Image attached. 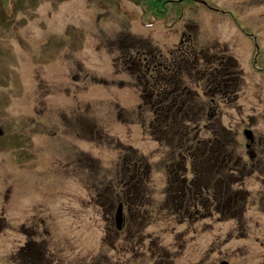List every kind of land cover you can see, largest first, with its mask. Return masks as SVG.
I'll return each mask as SVG.
<instances>
[{
  "label": "rangeland",
  "instance_id": "374dc122",
  "mask_svg": "<svg viewBox=\"0 0 264 264\" xmlns=\"http://www.w3.org/2000/svg\"><path fill=\"white\" fill-rule=\"evenodd\" d=\"M162 1L175 3L158 16L147 7L152 0H0V115L9 137L0 165L11 189L0 264L94 260L125 165L148 168L147 208L156 214L174 210L167 181L178 165L191 164L182 154L214 152L215 164L237 169L264 163V0ZM183 41L199 55L184 74L191 117L183 118L176 106L159 115V104L145 91L149 77L139 63L138 70L130 68L131 58L163 55L165 63L179 56ZM215 54L231 57L225 59L235 66L237 81L224 80V97L209 86L223 77L211 64L221 61L212 59ZM208 106L215 112L211 120ZM245 129L253 132L250 149ZM207 175L223 178L218 171L204 172L203 179ZM251 177L249 187L237 184L232 191L260 190L262 196L261 177ZM249 203L244 226L216 219L214 228L259 227L264 243V203ZM153 217L150 227L167 228L174 255L180 243L189 251L174 264H193L196 243L173 234L184 226ZM203 238L208 243L209 236Z\"/></svg>",
  "mask_w": 264,
  "mask_h": 264
},
{
  "label": "flooded vegetation",
  "instance_id": "af4514ba",
  "mask_svg": "<svg viewBox=\"0 0 264 264\" xmlns=\"http://www.w3.org/2000/svg\"><path fill=\"white\" fill-rule=\"evenodd\" d=\"M188 37L191 41V37ZM190 41L186 43L183 41L179 49V56L174 60H167L165 63L161 62L162 59H165L161 57L163 55H152L151 58L148 53H141V57L131 58L130 68L134 69L139 63L140 71L144 70L145 76L149 77L145 91L153 98L154 105L159 104V107L155 108V113L159 115L163 111L169 112L176 106L175 108L182 114L183 118H185L184 115L187 118L191 117V113L186 111L188 107H191L189 97L191 91L188 90V85L185 83L184 74L187 70L186 67L195 64V59L199 55L196 57L193 51V43ZM215 55L212 56V59L219 57L221 61L216 58L215 62L211 64L214 69L218 70V75L223 77L218 79V83L212 80L209 86L219 93L220 97H224L228 91L224 80L226 79L225 82H228L229 85L231 82L237 81V76H233L232 72L235 66L230 65L231 59H228V62L225 59L231 57ZM222 58L224 59L222 60ZM233 60L235 61V59ZM255 63L258 65V58H256ZM208 72L212 77H215L211 71ZM206 73L204 72L202 76H206L207 79L211 78L210 74ZM145 91L143 92L145 93ZM193 102H195L194 99ZM208 108L207 118L211 120L210 118L215 116V112L212 106H208ZM159 119L157 117L155 122H158ZM161 123L163 122L160 121L159 127ZM7 130V121L0 115V149L2 150L8 146ZM247 135L250 136V139ZM244 136L248 140L247 149H250V143L253 144L254 142L253 132L250 129H245ZM17 138L15 137V140ZM18 140L21 141V139ZM206 155L182 154V157L187 158L191 164L178 165L174 176L175 169H167V172L173 176V180L167 181V184L170 183V185L167 187V193L165 192L166 200L172 201L170 202L174 204V210L156 214L147 208L151 205V201L146 195L147 189H145L146 177L149 173L148 168L136 170L140 167V165H136L134 170H131L125 165L126 170L123 169L125 174L120 181V187L113 191L117 205L114 212L111 211L104 217L108 227L100 231L98 243L95 245V259L71 258L66 260L65 264H174V262L185 257L189 251L187 248L184 249L180 243V246L177 247L178 250L175 249L178 254L174 255L172 251L174 244L166 242L167 228H160L159 232H155L156 230L150 227L154 218L153 215H157L155 219L167 216L166 220L175 219L180 226H184L173 234H176V240L180 242L196 243L191 251L193 264H264V243L260 236H257L260 232L259 227L250 230L240 226L239 228L229 226L225 230L214 228L216 219L226 225H230L233 220H240V225L244 226L245 223L242 220H244L246 209H248V200L252 199L249 204L264 203L261 201L262 198L264 199V163L257 161L251 165H241L240 169H237L238 165L232 168L228 165L215 164L217 159L214 152ZM256 158L254 157V159ZM214 171L223 172V178L208 179L207 175L205 176L206 179H203L204 172ZM188 172L193 173L195 177L187 179ZM6 173L7 169L0 165V242L6 241L7 234L4 233L6 230L5 205L8 201L10 202L11 198L8 195V190L11 189L7 187ZM257 175L261 177L260 180L258 177L256 178ZM249 176L255 177L259 183L258 187L263 188L261 190L262 196L259 195L260 190L255 191V195H251L247 190L232 191L237 184H240L239 187L241 188L249 187V183H251ZM119 210H121L122 217L120 222L117 218ZM206 220L207 223H204L202 227L195 226ZM85 234L87 235V233ZM207 235L209 236L208 243L203 238ZM254 236H257L255 240ZM232 242H236V248L231 246ZM87 246L89 245L87 244Z\"/></svg>",
  "mask_w": 264,
  "mask_h": 264
},
{
  "label": "trees",
  "instance_id": "16d2710c",
  "mask_svg": "<svg viewBox=\"0 0 264 264\" xmlns=\"http://www.w3.org/2000/svg\"><path fill=\"white\" fill-rule=\"evenodd\" d=\"M146 0H141V2L142 3H144ZM182 2H185V0H179V1H177V3H182ZM170 3H175V2H169V1H166V2H163L162 0H152V3H150V4H148L147 5V7L149 6V7H151L152 9V11L155 13V14H157L158 16H160V15H162V14H164L163 13V7H164V5H168V4H170ZM146 7V8H147ZM150 10V11H151Z\"/></svg>",
  "mask_w": 264,
  "mask_h": 264
},
{
  "label": "water",
  "instance_id": "95a60500",
  "mask_svg": "<svg viewBox=\"0 0 264 264\" xmlns=\"http://www.w3.org/2000/svg\"><path fill=\"white\" fill-rule=\"evenodd\" d=\"M247 137H248V139H250V136L247 135ZM117 218H118V222H120L121 221V218H122L121 217V210H119L118 217Z\"/></svg>",
  "mask_w": 264,
  "mask_h": 264
}]
</instances>
